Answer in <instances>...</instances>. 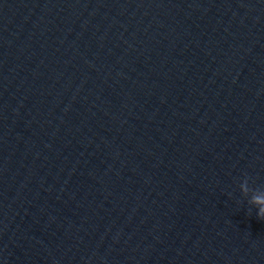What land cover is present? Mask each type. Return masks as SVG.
I'll return each instance as SVG.
<instances>
[{
    "label": "water",
    "instance_id": "water-1",
    "mask_svg": "<svg viewBox=\"0 0 264 264\" xmlns=\"http://www.w3.org/2000/svg\"><path fill=\"white\" fill-rule=\"evenodd\" d=\"M264 0H0V264H264Z\"/></svg>",
    "mask_w": 264,
    "mask_h": 264
},
{
    "label": "clouds",
    "instance_id": "clouds-1",
    "mask_svg": "<svg viewBox=\"0 0 264 264\" xmlns=\"http://www.w3.org/2000/svg\"><path fill=\"white\" fill-rule=\"evenodd\" d=\"M242 195L247 197L248 204L255 210L258 219L264 220V192L252 191L247 186V183L240 185Z\"/></svg>",
    "mask_w": 264,
    "mask_h": 264
}]
</instances>
